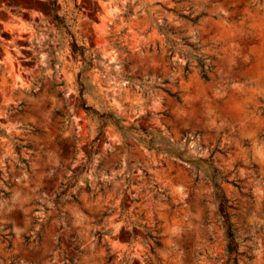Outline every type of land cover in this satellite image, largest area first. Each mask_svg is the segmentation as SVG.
Returning <instances> with one entry per match:
<instances>
[{
	"label": "clouds",
	"instance_id": "clouds-1",
	"mask_svg": "<svg viewBox=\"0 0 264 264\" xmlns=\"http://www.w3.org/2000/svg\"><path fill=\"white\" fill-rule=\"evenodd\" d=\"M0 264H264V0H0Z\"/></svg>",
	"mask_w": 264,
	"mask_h": 264
}]
</instances>
